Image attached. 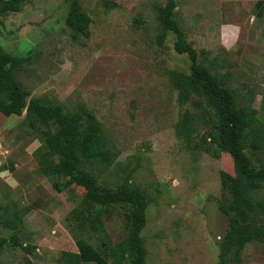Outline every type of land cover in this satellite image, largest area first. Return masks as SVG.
<instances>
[{"label": "rangeland", "instance_id": "374dc122", "mask_svg": "<svg viewBox=\"0 0 264 264\" xmlns=\"http://www.w3.org/2000/svg\"><path fill=\"white\" fill-rule=\"evenodd\" d=\"M166 1L80 0L91 20L84 37L66 24L69 0H26L1 18L0 52L19 61L13 78L28 98L60 105L69 114L84 108L101 123L117 159L111 166L83 162L82 171L105 191L131 188L146 196L140 233L145 264H218L228 227L219 208L225 195L220 173L233 176V160L211 143L220 116L210 93L191 87L187 101L179 102L175 77L190 76L191 61L176 53L171 32L161 37L159 9ZM173 1L174 21L197 64L222 77L238 105L255 109L264 123V104L255 97L263 75L249 77L250 64L264 63V38L252 42L248 36L250 29L259 36L264 31V12L256 13L264 0ZM224 26L237 27L226 36V42L237 40L235 51L221 45ZM186 118L188 135L181 130ZM23 120L24 113L0 114V204L22 215L18 229L0 226V238L8 241L0 264H65L61 254L77 253V238L114 264L110 250L129 237L131 206L101 208L103 247L93 210L83 205V188L58 192L55 184L63 180L40 175L43 158L33 153L37 135ZM245 151L255 165L264 164V152L252 158ZM260 198L264 202V191ZM242 261L264 264V243L248 244ZM120 264L132 262L125 258Z\"/></svg>", "mask_w": 264, "mask_h": 264}, {"label": "trees", "instance_id": "16d2710c", "mask_svg": "<svg viewBox=\"0 0 264 264\" xmlns=\"http://www.w3.org/2000/svg\"><path fill=\"white\" fill-rule=\"evenodd\" d=\"M24 1L0 0V21L7 13L19 11ZM174 8V1L167 0L165 6L159 9V20L162 25L161 37L171 32L175 36L176 53L186 54L191 61V75L182 79L175 77L179 102L183 104L187 101L191 87L210 93L218 102L220 116L217 132L210 138L211 143L227 152L233 160L234 175L220 173L225 195L219 208L228 219V227L219 244L218 264H244L242 253L245 247L264 243V202L260 198L264 191V164L255 165L245 151L249 150L252 158H258L264 152V123L256 119L253 108L238 105L235 93L226 87L222 77L211 76L197 64L195 50L185 42L183 32L174 21ZM65 21L74 33L89 37L91 20L80 0H69ZM18 63L17 59L0 52V114L10 117L24 113V125L36 133V140L44 148L39 153L43 158L40 174L54 177V183L63 180L61 184H55L58 192L72 185L83 188L82 202L93 210L94 229L99 239L103 237L101 208L119 204L131 206L129 237L124 244L110 250V258L114 264H120L125 258H129L132 264H145V249L140 233L146 223V196L131 188L105 191L94 176L82 171L83 162L111 166L117 159L118 154L109 148L101 123L84 108L69 114L60 105L46 104L40 98H28L23 87L13 78L12 70L18 67ZM188 121L186 118L181 123L185 135H188ZM21 223L22 215L17 209L0 204V226L16 230ZM74 241L78 252L62 253L60 263L110 264L109 257L86 239L77 238ZM100 243L106 247L103 239H100ZM7 244L6 239L0 238V251Z\"/></svg>", "mask_w": 264, "mask_h": 264}, {"label": "crops", "instance_id": "0c3cea01", "mask_svg": "<svg viewBox=\"0 0 264 264\" xmlns=\"http://www.w3.org/2000/svg\"><path fill=\"white\" fill-rule=\"evenodd\" d=\"M257 6H259V10L256 11V13H259L260 11V15L262 16L263 12H264V2H259V4H257ZM254 15V17L256 16L257 18H260L261 16L260 15ZM237 27L236 26H224L223 27V30H222V42H221V45L222 47L224 48V51L226 52H230V51H235L236 48H237V40H235V38H233L231 40V42H226V36L229 34L230 37L231 36H234L235 35V31H236ZM260 30V29H259ZM259 31H254L253 29H250L249 32H248V36L249 38H251L252 42L255 41V40H259V38H264V31L263 30H260V36L258 35ZM259 37V38H258ZM261 57V56H259ZM256 63V62H255ZM261 65H264L263 63V60H261V63L258 64H250V69H249V77L250 78H253V77H256L258 76V78L260 77V74L259 72L263 75V79H264V67L262 68ZM256 102L260 103V104H264V86H263V89L260 90V93H257L256 94ZM255 110V109H254ZM262 110H264V108L262 107ZM256 112V111H255ZM43 146L41 144H38L34 150L33 153H42L43 151ZM40 173V172H39ZM41 175V174H40ZM49 178L51 181H54V177H47Z\"/></svg>", "mask_w": 264, "mask_h": 264}, {"label": "built area", "instance_id": "2783aa9c", "mask_svg": "<svg viewBox=\"0 0 264 264\" xmlns=\"http://www.w3.org/2000/svg\"><path fill=\"white\" fill-rule=\"evenodd\" d=\"M2 157H3V156H0V164H1V160H3Z\"/></svg>", "mask_w": 264, "mask_h": 264}]
</instances>
